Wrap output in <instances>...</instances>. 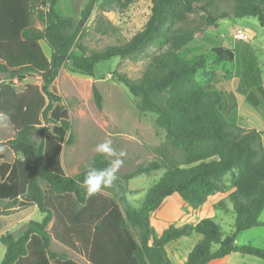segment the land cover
I'll list each match as a JSON object with an SVG mask.
<instances>
[{
    "label": "trees",
    "instance_id": "obj_1",
    "mask_svg": "<svg viewBox=\"0 0 264 264\" xmlns=\"http://www.w3.org/2000/svg\"><path fill=\"white\" fill-rule=\"evenodd\" d=\"M135 1L86 0L77 21L57 10V0H45L40 8L32 7L30 0H0V74L19 82L37 75L42 81L41 86L18 91L12 82L0 78V113L7 114L14 127L9 145L17 156L13 163L0 165V201L19 204L21 209L36 206L44 215L42 221L31 220L19 237L9 233L0 237L6 248L0 264H80L64 253L52 252V237L88 264H171L166 246L194 233L202 239L185 264H209L233 253L264 260V248L236 244L241 233L262 225L263 132L229 123L221 107L228 95L235 102V94L199 83L197 76L206 71L205 57L186 58L196 33L219 19L253 17L264 28V0H234L230 13L218 12L219 0H151L150 18L126 43L102 50H88L82 44L98 5L102 12H112ZM198 10L205 13L204 22L194 25L189 17ZM33 13L43 29L33 26ZM42 42L50 48L49 56ZM152 47L159 54L139 78L118 72L114 76L138 99L140 113L157 116L156 126L165 132L167 144L154 149L153 161L126 174L117 172L114 187L89 197L83 186L87 171L106 168L111 162L96 153L75 176L65 172L62 144L67 138V144L72 143L73 127L61 105L62 97L51 92L50 86L67 65L76 73L94 77L98 64L134 59ZM202 48L219 61L233 62L236 57L235 49L206 44ZM243 89L239 86L237 91L255 103L254 95ZM257 91L264 102L261 84ZM93 95L101 108L103 98L95 86ZM169 148L179 153L178 159L170 156ZM162 169V178L141 205L133 206L129 196L136 192L128 188L129 182ZM228 175L230 184L225 181ZM228 190H232L229 201L235 214L232 234L223 235L211 218L155 234L152 214L167 198L177 194L197 210L211 196Z\"/></svg>",
    "mask_w": 264,
    "mask_h": 264
},
{
    "label": "rangeland",
    "instance_id": "obj_2",
    "mask_svg": "<svg viewBox=\"0 0 264 264\" xmlns=\"http://www.w3.org/2000/svg\"><path fill=\"white\" fill-rule=\"evenodd\" d=\"M43 1L45 0H30V4L32 7L40 8ZM85 1L57 0V10L62 15L79 21ZM233 4L234 0H219L218 12L230 13ZM152 6L151 0H136L124 10L102 12L98 5L87 23L81 38L82 44L88 50H102L108 46L126 43L144 28L151 16ZM204 14L203 11L198 10L190 15L189 19L192 24L200 25L204 22L202 19ZM32 24L37 29H43V24L38 20L36 13L32 15ZM240 30L249 35L248 41L238 37ZM41 44L46 55L49 56L50 48L44 42ZM205 44L211 47L235 49V60L233 62L219 61L208 50L202 48ZM190 50L191 52L186 54L187 59L201 55L207 62L206 71L197 76L199 83L212 86L226 94L233 92L236 95L235 102L228 95V101L221 107L228 122L233 124L237 122L236 125L240 123V126L244 128L252 126V129L263 132L264 147V102L256 87L252 88L254 98L256 100L258 98L255 103H251L237 91L245 68L243 57L246 56L252 60L245 52H249L255 58L256 66L260 70L258 71V79L261 80L259 83L264 88V28L259 25L258 20L253 17L236 18L230 15L219 19L215 25H204L201 31L196 33ZM157 54L159 50L152 47L145 54L134 59L115 58L109 62L100 63L96 67L94 77L76 73L71 70L70 65L62 69L59 77L50 86V91L62 97L61 105L67 111L73 127V141L67 144L68 138L65 139L61 156L62 165L69 176H75L87 167L96 154V145L105 140H111V146L117 153H126L122 157L123 165L118 170L120 174L129 173L136 166L153 161L156 158L154 149L166 146L165 132L156 126L157 116L152 113H140L137 109L138 99L132 96L114 76V73L118 72L126 74L131 79L139 78ZM0 78L7 83L12 82L18 91H23L29 85H42L41 78L37 75H29L21 82L12 81L1 74ZM94 86L103 98L101 108L97 106L93 95ZM5 123L7 126L0 125V155L2 156L0 165L3 162L13 163L17 157L9 145L15 135L14 127L9 120ZM103 155L111 163L116 159L114 156ZM170 156L178 159L179 153L171 150ZM164 172L165 170L162 169L151 175L138 176L129 182L128 188L136 192L135 195L129 196L133 206L141 205L148 191L159 182ZM225 181L230 184L231 175H228ZM42 187L45 189L44 183ZM231 191L228 190L224 194ZM218 205L221 208H216V218L213 221L219 225L223 235H230L234 229L235 214L229 196ZM198 217L199 213L186 202L172 198L152 214L151 224L155 234L160 236L171 226L195 225ZM43 219L44 215L36 206L21 209L19 204L0 201V237L7 233L19 237L31 220L42 221ZM260 223L261 226L241 233L237 237L236 244L264 248V210L260 216ZM201 239V235L194 233L167 245L166 252L171 264H182L188 253ZM50 250L54 253H64L80 264H88L82 255L64 247L54 237H52ZM5 252V246L0 243V262ZM259 262H264V260L240 253L233 255L230 259L231 264H257Z\"/></svg>",
    "mask_w": 264,
    "mask_h": 264
},
{
    "label": "crops",
    "instance_id": "obj_3",
    "mask_svg": "<svg viewBox=\"0 0 264 264\" xmlns=\"http://www.w3.org/2000/svg\"><path fill=\"white\" fill-rule=\"evenodd\" d=\"M247 51V50H246ZM245 53H248L247 55H250V57L252 58L251 59H248L246 56L243 57V62L245 63L244 65V72H243V75L241 76V80H240V85L239 86H242V88H244L243 90H245L246 92H248L247 94L249 93H252L254 95V93L252 92V88L253 87H256L257 88V85L260 84L259 82H261L260 78L258 79V75H259V72L260 71L257 66H256V61H255V58L249 53V52H245ZM263 86V85H262ZM243 95V94H241ZM244 96V95H243ZM236 97V95H235ZM246 98V96H244ZM256 97V96H255ZM255 99V98H254ZM256 100V99H255ZM258 100V98H257ZM256 100V101H257ZM237 123V122H236ZM234 123V124H236ZM239 123V122H238ZM238 125V124H237ZM240 126V123L239 125ZM241 127V126H240ZM252 127V126H251ZM251 127H248L246 126L245 128L246 129H252ZM244 128V127H243ZM232 192V191H231ZM230 192V193H231ZM230 193H227V194H224V193H218L216 195H213L211 196L208 201L203 205L201 206L199 209L197 210H194V211H197L199 213V217L196 221L195 224H197L200 220L204 219V218H211V219H214L216 218V206L218 205L219 202H221L222 200H224V198H228V196L230 195ZM176 199V201H183L177 194H174L172 195L171 197L167 198L163 204L160 206L163 207L165 205V203L167 201H169V199ZM186 205V204H185ZM184 205V206H185ZM186 207V206H185ZM188 207V206H187ZM159 208V209H160ZM181 240V239H180ZM178 242V241H177ZM190 253V252H189ZM188 253V254H189ZM237 253H233L231 254L230 256L222 259V260H216V261H213L209 264H231L230 263V259L233 257V255H235ZM188 256V255H187ZM187 256L185 257L184 261L182 264H184L186 262V259H187ZM257 264H264V262H259Z\"/></svg>",
    "mask_w": 264,
    "mask_h": 264
},
{
    "label": "clouds",
    "instance_id": "obj_4",
    "mask_svg": "<svg viewBox=\"0 0 264 264\" xmlns=\"http://www.w3.org/2000/svg\"><path fill=\"white\" fill-rule=\"evenodd\" d=\"M9 116L5 113H0V125L7 126L6 121ZM111 140H105L103 143L96 145L95 151L98 154H107L109 156L116 157L112 161L110 166L102 169L91 168L87 171L85 179L83 180V186L86 189V194L91 197L103 188H110L115 186V182L118 179L117 172L119 168L123 165V159L126 155L124 152L117 153L116 150L111 146Z\"/></svg>",
    "mask_w": 264,
    "mask_h": 264
},
{
    "label": "built area",
    "instance_id": "obj_5",
    "mask_svg": "<svg viewBox=\"0 0 264 264\" xmlns=\"http://www.w3.org/2000/svg\"><path fill=\"white\" fill-rule=\"evenodd\" d=\"M238 37L244 41H248L249 35L246 32L239 31Z\"/></svg>",
    "mask_w": 264,
    "mask_h": 264
}]
</instances>
